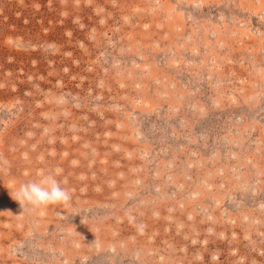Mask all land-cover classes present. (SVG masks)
<instances>
[{"label":"rangeland","instance_id":"374dc122","mask_svg":"<svg viewBox=\"0 0 264 264\" xmlns=\"http://www.w3.org/2000/svg\"><path fill=\"white\" fill-rule=\"evenodd\" d=\"M0 264H264V0H0Z\"/></svg>","mask_w":264,"mask_h":264},{"label":"clouds","instance_id":"9594fccd","mask_svg":"<svg viewBox=\"0 0 264 264\" xmlns=\"http://www.w3.org/2000/svg\"><path fill=\"white\" fill-rule=\"evenodd\" d=\"M70 199V192L61 187V184L52 175L45 176L38 182L21 184L16 193V200L21 207L25 204L33 207H46L53 204L67 203Z\"/></svg>","mask_w":264,"mask_h":264}]
</instances>
